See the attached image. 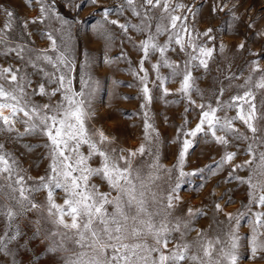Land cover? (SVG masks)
<instances>
[{"label": "snow or ice", "instance_id": "1", "mask_svg": "<svg viewBox=\"0 0 264 264\" xmlns=\"http://www.w3.org/2000/svg\"><path fill=\"white\" fill-rule=\"evenodd\" d=\"M25 2L36 15L21 17L10 4L0 3L3 264H20L18 250L28 248L27 241L20 244L26 235L22 224L32 225L33 236L46 242L49 264H244L243 255L251 264H264V47L256 52L246 46L247 38L241 40L235 52L250 57L245 61L247 75L233 73L229 63L221 76L201 89V77L194 73H210L217 57L227 60L229 51L222 39L217 43L218 29L200 28L204 4L120 0L113 8L103 0H89L101 17L93 30L105 40L104 63L127 62L136 81L129 86H137L144 100L143 140L138 147L125 148L117 136L88 123L94 117L92 100L99 82L91 71L94 57L85 51L79 62L72 44L81 4L62 0L63 7L76 13L69 19L60 10L61 0ZM208 6L212 17H231V34H238L234 29L243 23L264 38V12L252 16L243 0H209ZM36 37L47 46L38 47ZM117 40L121 52L113 59L108 51ZM125 41L140 57L135 68L124 51ZM78 65L79 89L73 84ZM169 82L179 87L170 89ZM114 83L119 87L120 82ZM154 90L162 97L178 93L186 101V113L199 109L195 127L186 128L185 118L178 130L180 148L171 167L161 161L159 133L148 111ZM226 93H231L227 100ZM198 136L218 146L220 159L212 174L226 172L222 183L236 180L247 186V203L235 212L226 210L234 203L225 200L226 194L217 198L219 183L209 193L208 205H189L181 196L186 178L196 175L186 171V163ZM33 137L44 140L39 146L47 149L48 160L44 173L35 178L15 147L25 149L21 155L34 152ZM241 155L246 158L237 162ZM243 171L248 175L240 176ZM209 211L218 226L228 225L226 239L213 234L211 225L196 227ZM219 215L225 220H217ZM246 216H251L250 235L242 252L240 228Z\"/></svg>", "mask_w": 264, "mask_h": 264}, {"label": "rangeland", "instance_id": "2", "mask_svg": "<svg viewBox=\"0 0 264 264\" xmlns=\"http://www.w3.org/2000/svg\"><path fill=\"white\" fill-rule=\"evenodd\" d=\"M81 4V10L79 15L76 16L74 11H69L63 7L62 0L60 2V10L62 14L66 15L69 19L73 16L80 21L78 25H73L72 28V44L75 46L77 54V60L82 62L85 51L89 52L95 59L91 71L92 75L98 80V87L95 91L94 98L92 100V111L94 117L89 120V124L94 128L103 127L106 133L113 134L119 138V146L125 148H135L143 140V112L145 109L141 108L144 100L141 98L140 90L135 85L136 81L132 75L129 74V65L124 60L112 63L111 65L104 63L105 57V40L93 30V25L101 19L97 13L96 8L91 6L89 0H77ZM120 0H103V5L108 7H115ZM197 4H204L201 14L200 28L203 29L208 26H212L218 31L217 43L222 39L224 44L228 48L226 60L224 57H217L215 63L211 64V72L203 74L202 71L194 73L197 77H201L198 80V84L201 89H207L212 83L213 78L221 76L226 70L227 65L231 63V71L233 73H239L244 71L247 75L245 61L250 59L247 53L241 55L235 52V46L241 41L247 38L246 46L253 51L260 52L264 47V38H258L254 34V30H247L245 24H240L238 28L234 29L238 34H231L228 25L231 21L230 16H225L224 13H220L215 17H212L209 12V0H195ZM0 3L10 4L21 17H31L36 15V12L31 8H28L25 0H0ZM244 6L250 9L252 16H259L264 12V0H243ZM241 13L244 9H240ZM112 18H115L113 16ZM264 22V21H262ZM222 30V31H220ZM36 39V45L38 47L47 46L46 40H41L38 37ZM124 51L128 53V58L132 61V67L135 68L140 57L136 53L132 46L125 41ZM121 47L119 46V40H117V46L112 47L108 51V55L115 59L119 56ZM173 54V59H175ZM145 67H149L146 63ZM220 71H217V68ZM164 74L168 73L167 69L162 70ZM79 65L77 66L76 79L73 81L74 87L79 89ZM120 82L119 87L114 82ZM243 81H238L242 83ZM227 81H225V84ZM170 89L175 90L179 87L176 82H169L167 85ZM226 93L224 99H228ZM37 99H40L37 97ZM56 99H59L57 97ZM55 102V100L53 101ZM186 101L182 100L178 93H173L167 97H162V94L158 90H154L153 102L149 105L148 111L151 117V121L154 124L156 130L159 133V154L161 161L171 167L175 163L180 148V142L177 140L178 130L181 125L184 124L185 118L189 122L186 128H194L198 122L197 113L199 109H190L185 112ZM234 115V112L228 113ZM222 115V113H221ZM183 136H180V140H183ZM30 142L33 145H37L34 152L26 155H21L25 152V149L21 148L19 144L15 145L18 149L17 155L23 162V166L28 170V174L32 177H37L44 173V169L47 167L48 160L45 158L47 155V149L41 147L44 140L40 137L30 138ZM11 146V145H10ZM243 155L238 158L240 160L245 159ZM147 159V158H145ZM220 159L218 154V146H214L210 142H205L202 136H198L195 141V146L190 149L189 156L186 163V171L196 172V175L186 178L182 189L181 196L184 201L189 205L200 206L202 203L205 205L210 204L209 193L213 190L214 186L218 183L220 187L216 189L217 198L221 194L225 195V200L231 199L234 203L227 204L226 210L229 212H235L241 208L242 204L247 203L246 185L240 184L238 181L233 180L231 183H222L227 173L220 175H213L211 169L215 168V162ZM203 170V171H198ZM240 176H247L246 171L240 172ZM95 183H99V180H95ZM203 184L204 187L200 188ZM102 191L107 190L106 187L101 188ZM38 199H43V194H37ZM223 203V201H221ZM258 209H253L256 211ZM219 221H224L225 217L219 215L216 217ZM251 216H246L241 220L240 236H241V250L247 247L248 238L250 235L249 220ZM211 225L213 234L219 233L223 239H226L225 233L228 230L226 223H221L219 226L213 220V213L208 212V215L201 217L196 227L201 229H208ZM23 230L26 233L21 238L20 244H24L27 241L28 248H19L17 260L20 264H49L50 258L45 252L46 242L40 238L33 236V226L28 224H22ZM195 237V233L189 237L192 239ZM171 247V245H170ZM5 258L0 257V264H3ZM244 264H251L250 258L247 255L242 256Z\"/></svg>", "mask_w": 264, "mask_h": 264}]
</instances>
